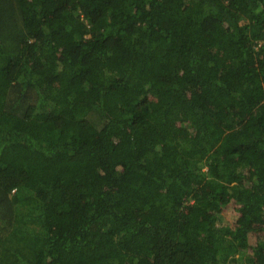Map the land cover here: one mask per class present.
I'll return each mask as SVG.
<instances>
[{
	"label": "trees",
	"instance_id": "1",
	"mask_svg": "<svg viewBox=\"0 0 264 264\" xmlns=\"http://www.w3.org/2000/svg\"><path fill=\"white\" fill-rule=\"evenodd\" d=\"M0 264H264V0H0Z\"/></svg>",
	"mask_w": 264,
	"mask_h": 264
},
{
	"label": "rangeland",
	"instance_id": "2",
	"mask_svg": "<svg viewBox=\"0 0 264 264\" xmlns=\"http://www.w3.org/2000/svg\"><path fill=\"white\" fill-rule=\"evenodd\" d=\"M93 119H95L96 120V122L95 123H97V126L100 124V122L102 121L101 120V118L99 119V117L97 116V117H94ZM99 119V120H98ZM229 225V222L227 221V218L226 217H222V219H221V222L220 223H218V225Z\"/></svg>",
	"mask_w": 264,
	"mask_h": 264
}]
</instances>
